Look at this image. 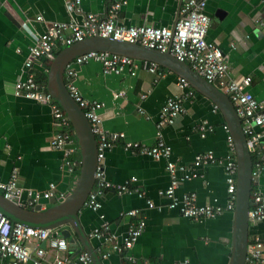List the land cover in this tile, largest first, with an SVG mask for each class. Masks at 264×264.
I'll use <instances>...</instances> for the list:
<instances>
[{"label": "crops", "instance_id": "obj_1", "mask_svg": "<svg viewBox=\"0 0 264 264\" xmlns=\"http://www.w3.org/2000/svg\"><path fill=\"white\" fill-rule=\"evenodd\" d=\"M69 0H1L0 4V182L8 178L13 166L17 170V184L25 191H43L49 183L55 186L53 197L40 198L41 210L60 202L72 189L78 173L76 161L72 172L63 166L61 149L50 147L49 139L56 130L48 105L14 93V84L23 81L26 74L24 61L35 38L54 21L79 22L86 13L104 17L107 6L121 3L114 21L124 26H168L179 17V0H80L76 7H67ZM204 11L209 18L205 33L207 41L215 43L225 55L228 77L239 80L249 76L246 87L255 98H264V35L254 27V17H264L262 0H205ZM39 15L40 20H35ZM65 46H56L52 55ZM135 60V59H134ZM51 59L39 58L30 71L33 76L47 74ZM130 73L123 66L119 73L104 74L101 64L89 59L82 64L70 63L74 74L71 82L81 97L101 103L98 114L100 126L107 133L117 132L120 138L104 151L101 161L106 179L121 183L130 176L136 178L131 186L144 192L155 208H146L143 198L135 194H116L105 190L98 198L99 207L92 210L85 205L77 212V220L103 264H227L232 240V210L225 209V172L221 163L213 162L197 167L199 176L187 180L176 189V195L195 193L196 204L223 207L213 218L196 220L180 216L177 211L165 207V199L156 194L164 187L168 176L163 160H155L144 153H131L121 147L126 141L151 145L155 140V123L165 98L183 92L177 87V75L158 66L153 73L142 66L143 60H135ZM69 79L63 72V82ZM44 82L41 83L43 85ZM44 88V87H43ZM192 94L182 103L183 112L169 125L161 128L163 140L170 146L171 158L179 163L191 164L194 155L210 150L222 160L229 153L223 116L204 95L190 87ZM120 92L121 95H117ZM144 94V97H140ZM206 124L204 135L199 136L197 126ZM71 126V125H70ZM264 144V128L260 138ZM78 154L75 146L73 155ZM79 160V158H78ZM77 160V161H78ZM251 192L264 197V167L251 180ZM250 192V193H251ZM62 193L63 197H59ZM55 199L54 203L48 201ZM86 199V198H85ZM34 206V205H33ZM25 208H30L25 205ZM136 208L135 217L125 214ZM144 220V229L131 247L117 251L112 244H119L129 222ZM106 223L112 235L103 241L91 233L94 228ZM56 229H59L58 232ZM68 230L64 238L75 243L68 244L67 251H58L47 246L42 261L48 263L55 256L74 257L85 251L76 233L69 224L50 230L59 235ZM264 233V219H248L246 241L249 245L255 237ZM30 255H34L36 242L25 243ZM47 247V248H46ZM104 252H108L102 257ZM132 258L134 262L127 260ZM129 263V264H130ZM24 264H30L28 261ZM256 264H264L262 258Z\"/></svg>", "mask_w": 264, "mask_h": 264}, {"label": "built area", "instance_id": "obj_2", "mask_svg": "<svg viewBox=\"0 0 264 264\" xmlns=\"http://www.w3.org/2000/svg\"><path fill=\"white\" fill-rule=\"evenodd\" d=\"M79 1L69 0L66 5L72 9L77 6ZM262 1L264 2V0ZM179 4V17L175 21L173 28L152 25L124 26L115 23L114 17L121 3L113 1L107 6L104 17L86 13L79 22L54 21L50 23L29 47L28 56L24 61L25 78L23 81H17L14 84V93L48 105L52 122L56 126V130L49 139V145L52 148L63 151L65 158L63 166L68 172L73 171L74 161L71 156L75 152L74 140L69 130L70 123L64 111L50 94L45 91L44 86L36 81L30 68L34 61L39 58L52 59V53L56 46H67L91 36L111 37L159 51L168 49L174 58L185 62L197 75L226 95L232 103L234 112L239 118L246 147L251 156V180L264 167V144L260 141L262 129L264 128V98L257 99L246 90L250 83L249 76L241 77L239 80L229 78L227 74L228 66L223 51L215 43L205 39L209 23V18L204 11L205 0H179ZM40 19L39 15L35 16V20ZM253 24L257 31L264 35V17H254ZM89 59L98 61L104 74L119 73L123 66H127L129 72L133 73V69L136 66L133 58L103 51L82 53L75 56L65 66V75L69 79L64 81V85L68 94L77 103L90 124L96 141V166L93 174V184L86 199L83 201V205L92 210H97L99 207L97 198L105 190H110L116 194H135L138 198H143L146 208L157 207L159 209V206L154 205L150 198L144 196L142 190L131 186L136 180L134 176H130L121 183H112L104 175L101 163L104 151L109 149L114 141L121 137V134L117 132L107 133L101 128V118L97 112L101 107V103L81 97L70 80V77L74 74L70 63L82 64ZM142 66L153 73L158 68L157 64L146 61L143 62ZM176 84L178 88L184 91L176 95L167 96L162 103L155 123L154 143L144 145L138 142L126 141L121 148L131 153L147 154L155 160H163L168 182L164 187L157 189L156 194L165 199V207L167 209L175 210L180 216L192 220L213 218L221 213L223 207L196 204L195 193L189 192L176 195V189L181 183L199 176L198 166L213 162L221 163L225 172V190L227 194L224 208L232 210L235 191L234 157L226 154L222 160H219L210 150H205L194 155L191 164L179 163L171 158V149L163 140L161 128L164 125L171 124L176 116L183 112L182 103L192 94L189 84L183 77L177 76ZM117 95H121V93L118 92ZM140 97H144V94H141ZM207 127L203 123L197 126L199 136L202 137L204 135ZM224 128L226 129L225 125ZM226 140L230 150L229 153H232V142L228 134L226 135ZM22 192L23 189L17 184L16 167L13 166L7 180L0 182V195L5 199L14 201L19 206L28 205L32 208L33 205L38 203L40 198L49 199L53 197L55 186L53 183H49L47 189L43 191L27 189L23 200L21 197ZM58 195L63 197L62 193ZM249 201L248 219L263 220V195L257 191L251 192ZM138 212V209L131 208L127 209L125 214L129 217H135ZM144 226V220L140 217L129 222L121 242L119 244L113 243L112 247L117 251L130 248L134 240L143 231ZM49 231L45 228L12 222L0 212V264H24L27 261L30 264H91L90 257L85 251L77 253L74 257H68L67 255L62 257L55 256L48 263L42 261L45 253V248L41 245L42 241H46L47 246L54 250L66 252L68 249V244L64 237H52ZM90 234L101 238L103 241L112 239L106 223L94 228ZM29 240L36 242L33 256L30 255L29 248L25 245ZM263 251L264 233L255 237L246 246L243 264H256L261 260ZM107 254L108 252H104L102 257ZM127 260L134 262L132 258ZM142 263L146 264L147 261L143 260Z\"/></svg>", "mask_w": 264, "mask_h": 264}, {"label": "water", "instance_id": "obj_3", "mask_svg": "<svg viewBox=\"0 0 264 264\" xmlns=\"http://www.w3.org/2000/svg\"><path fill=\"white\" fill-rule=\"evenodd\" d=\"M173 25L171 28H173ZM88 51L115 53L135 60L153 62L170 70L177 76L183 77L190 87L204 95L220 111L225 122L227 134L232 142L235 162L232 240L227 264H243L247 246V212L250 206L252 161L246 147L244 134L240 128L239 118L226 95L197 75L185 62L174 58L168 49L159 51L139 44L101 36L86 37L60 49L50 61L43 86L45 91L50 94L64 111L76 139L79 160L75 163L78 165V173L73 189L60 202L43 210H41V205L39 204H35L32 208H25V206H19L14 201L5 199L0 195V212L12 222H19L47 230H52L62 223L69 224L76 233L78 241L85 249V252L89 255L91 264H103L95 250L88 244V239L77 220V212L93 184V174L96 166V141L90 124L77 103L68 94L63 82L65 66L75 56ZM54 202V198L48 201V203ZM50 235L52 237L56 236V232H51ZM59 235L68 238L69 231L60 230ZM43 244L44 241H42ZM68 244L72 248L75 246L72 240H69Z\"/></svg>", "mask_w": 264, "mask_h": 264}, {"label": "trees", "instance_id": "obj_4", "mask_svg": "<svg viewBox=\"0 0 264 264\" xmlns=\"http://www.w3.org/2000/svg\"><path fill=\"white\" fill-rule=\"evenodd\" d=\"M34 77H35L36 81L39 82L40 84H41L42 82H44L45 79H46L45 74H44L42 77H38L37 75H34ZM69 130H70L71 136L73 137L74 144H75V146H76L77 143H76V139H75V136H74V134H73V131H72V129H71V126H69ZM78 158H79L78 154H76V155H72V156H71V159H72L74 162L77 161ZM74 168L76 169V166H74ZM251 190H252V187L250 186V192H251ZM123 263H124V264H129L130 262H128V261H123ZM130 264H131V263H130ZM132 264H135V263H132Z\"/></svg>", "mask_w": 264, "mask_h": 264}, {"label": "rangeland", "instance_id": "obj_5", "mask_svg": "<svg viewBox=\"0 0 264 264\" xmlns=\"http://www.w3.org/2000/svg\"><path fill=\"white\" fill-rule=\"evenodd\" d=\"M24 195V193L22 194V196ZM226 198H227V195H226ZM57 231L59 230V229H56Z\"/></svg>", "mask_w": 264, "mask_h": 264}, {"label": "bare ground", "instance_id": "obj_6", "mask_svg": "<svg viewBox=\"0 0 264 264\" xmlns=\"http://www.w3.org/2000/svg\"><path fill=\"white\" fill-rule=\"evenodd\" d=\"M84 206V205H83ZM58 232V231H57ZM47 248V247H46Z\"/></svg>", "mask_w": 264, "mask_h": 264}]
</instances>
